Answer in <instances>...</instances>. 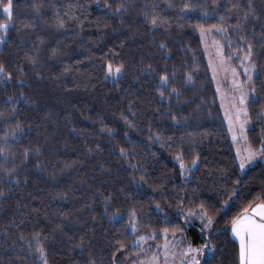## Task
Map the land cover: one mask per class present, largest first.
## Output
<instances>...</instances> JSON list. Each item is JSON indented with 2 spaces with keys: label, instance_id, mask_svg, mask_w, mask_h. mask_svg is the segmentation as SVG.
I'll use <instances>...</instances> for the list:
<instances>
[{
  "label": "trees",
  "instance_id": "16d2710c",
  "mask_svg": "<svg viewBox=\"0 0 264 264\" xmlns=\"http://www.w3.org/2000/svg\"><path fill=\"white\" fill-rule=\"evenodd\" d=\"M9 2L0 264H43L37 241L47 264H132L137 238L152 251L165 229L211 247L200 264H239L232 220L264 202V0H0V22ZM200 26L235 64L252 46L246 140L261 160L243 175ZM164 72L178 92L161 97Z\"/></svg>",
  "mask_w": 264,
  "mask_h": 264
},
{
  "label": "rangeland",
  "instance_id": "374dc122",
  "mask_svg": "<svg viewBox=\"0 0 264 264\" xmlns=\"http://www.w3.org/2000/svg\"><path fill=\"white\" fill-rule=\"evenodd\" d=\"M204 30L205 35L203 39L201 38L200 30H198V34L206 59L207 70L212 79L227 132L233 144L240 174L243 175L248 168L261 160L260 155H257L253 160L245 164L243 169L240 168V158L247 156L246 150H254L248 145L246 140V131L250 127L249 119L247 117L243 129H241L240 123L236 121V108L240 107V93L242 90L247 92L249 97V89L252 86L255 70L254 67L249 68V71L251 72V79H249L248 74L245 72V68L252 64L249 61V56H247V59H245L246 56H244L236 64L233 63L230 58L224 55L223 44L211 34L210 30ZM2 40L3 39H0V44ZM233 69L235 71H233ZM116 77L106 76L108 79ZM241 85H243V88L240 87ZM246 103L247 100L245 101V106ZM241 120H244L243 116H241ZM234 135L235 139H233ZM255 218L259 219V217ZM130 231H133V227H130ZM159 235L161 238L160 242L153 247L152 251H148V249L151 248L150 245H146L148 241L136 240L134 242V246L140 249L142 256L132 264H189V261L193 256L200 261L204 256L212 253H209L207 250L203 253L187 252L186 250L189 247L195 249L202 245H190L181 235L170 236L165 232L160 233ZM231 235L239 245L238 239L232 232ZM153 237H155V235H150V238Z\"/></svg>",
  "mask_w": 264,
  "mask_h": 264
},
{
  "label": "snow or ice",
  "instance_id": "6c2138e0",
  "mask_svg": "<svg viewBox=\"0 0 264 264\" xmlns=\"http://www.w3.org/2000/svg\"><path fill=\"white\" fill-rule=\"evenodd\" d=\"M185 7H188V5H185ZM3 12L7 15V20L4 22H0V30L6 31L9 26V21L11 20V3L5 4L3 6ZM153 25L156 24V17H153L150 21ZM63 22L61 21V25ZM212 27H217L216 25H213ZM200 34L201 38L203 39L205 35V30L203 26H200ZM218 31H224L223 28H218ZM2 39V37H0ZM215 43V42H214ZM161 47H164L163 43L161 44ZM249 52L248 56L251 55L252 46L249 45ZM248 57L246 56L245 59ZM255 67V65L250 64L249 67L245 68V72L248 74L249 79H251V72L249 71V68ZM124 70L123 64H113L111 61H109L105 66V75L116 77L119 76ZM233 71H235L233 69ZM5 69L2 64H0V81L7 82L11 80V73H7L4 75ZM188 79H191V77H188ZM169 77L166 72L162 73L159 77V85L160 87L157 89L159 92V95L161 97L165 96V92H178V89L176 88H168ZM243 88V85L240 86ZM249 91H254V88H250ZM21 96H23V93H21ZM11 99V98H10ZM248 93L245 91H241L240 93V107L236 108V121L240 123L241 129L244 127V123L247 120L248 117V111L247 107L245 106V101L248 100ZM235 107V105H234ZM241 116L244 117V120H241ZM173 119H175V116H173ZM231 124V120H230ZM111 131V130H109ZM233 139H235V135L233 136ZM124 150L121 149V152ZM247 156L240 158V168L243 169L245 164H247L249 161L253 160L255 156L260 155L259 152H254L251 150H246ZM0 152H3V149L0 148ZM27 152L28 150L25 149V158H27ZM177 159L180 160V168L183 172L185 170V164L183 160L180 158V156H177ZM196 158H193L192 164H196ZM192 214L191 212L189 213ZM205 216H207V222L204 225V228H210L212 226L213 218L210 215H207V213L201 214V219H204ZM255 217H259V219H256ZM231 230L233 235L238 239L239 241V250H238V262L239 264H264V202L256 204L254 207L249 209L243 210V215L238 216L232 220L231 223ZM133 231H135V226H133ZM165 232L167 229L164 230ZM145 237L140 236L137 238L138 241L144 240ZM205 250H207L209 253L212 252V249L208 247L207 244L202 245L198 248H191L189 247L186 251L187 252H196V253H203ZM36 251L39 253V258L43 260V264H47V260L45 259V249L42 244L37 241V247ZM189 264H200V261L197 260L195 256L192 257V259L189 261Z\"/></svg>",
  "mask_w": 264,
  "mask_h": 264
},
{
  "label": "crops",
  "instance_id": "0c3cea01",
  "mask_svg": "<svg viewBox=\"0 0 264 264\" xmlns=\"http://www.w3.org/2000/svg\"><path fill=\"white\" fill-rule=\"evenodd\" d=\"M231 232H232V230H231Z\"/></svg>",
  "mask_w": 264,
  "mask_h": 264
}]
</instances>
